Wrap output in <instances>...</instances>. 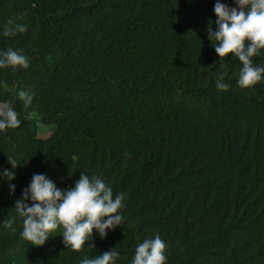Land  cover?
Here are the masks:
<instances>
[{"label":"trees","instance_id":"1","mask_svg":"<svg viewBox=\"0 0 264 264\" xmlns=\"http://www.w3.org/2000/svg\"><path fill=\"white\" fill-rule=\"evenodd\" d=\"M216 2L0 0V57L29 61L0 68V104L21 121L0 132V264H81L112 249L114 264H132L157 235L165 264H264V74L244 89L238 58L221 61L207 32ZM10 18L27 32L5 37ZM253 64L264 67V49ZM81 173L124 194L120 226L94 230L80 252L62 228L41 247L23 239L15 205L33 175L66 191Z\"/></svg>","mask_w":264,"mask_h":264},{"label":"clouds","instance_id":"2","mask_svg":"<svg viewBox=\"0 0 264 264\" xmlns=\"http://www.w3.org/2000/svg\"><path fill=\"white\" fill-rule=\"evenodd\" d=\"M237 8H229L217 0L214 12L216 31H212L211 21L207 29L209 40L215 52L223 61L233 54L242 64L238 84L241 88H251L261 81L264 67L253 64V57L264 49V0H235ZM27 26L9 19L4 26L3 35L11 37L17 33L27 32ZM11 66L13 69H28V58L21 52L9 48L0 57V68ZM226 75V73H225ZM220 91H228L230 85L220 76L216 81ZM19 98L25 108L32 103V96L24 91L19 92ZM21 121L9 103L0 104V132L8 128H18ZM13 169L17 165L9 159ZM9 181L15 179L14 172H3ZM14 192V186L10 185ZM31 199L29 206L25 201ZM124 194L113 198V190L102 179L93 175L91 178L81 173L75 187L62 191L42 174H34L23 199L18 200L15 210L23 218L22 238L35 247L43 246L49 239V234L62 228L63 241L66 247L74 252H80L86 242L92 239L93 231L101 238L107 235L106 230L114 229L122 223L123 217L118 214L122 208ZM14 221L9 218L4 222L6 228L12 229ZM94 248V245H89ZM166 244L157 235L145 239L135 251L132 264H165ZM119 253L112 249L96 258H84L81 264H114Z\"/></svg>","mask_w":264,"mask_h":264},{"label":"rangeland","instance_id":"3","mask_svg":"<svg viewBox=\"0 0 264 264\" xmlns=\"http://www.w3.org/2000/svg\"><path fill=\"white\" fill-rule=\"evenodd\" d=\"M31 116L35 118L36 114H32ZM38 127H39V135L41 138L46 139L52 135V131L50 130V128L45 127L41 124H38Z\"/></svg>","mask_w":264,"mask_h":264}]
</instances>
